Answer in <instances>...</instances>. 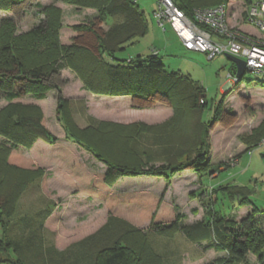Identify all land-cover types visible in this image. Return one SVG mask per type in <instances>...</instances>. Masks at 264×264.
Masks as SVG:
<instances>
[{
	"label": "trees",
	"instance_id": "obj_1",
	"mask_svg": "<svg viewBox=\"0 0 264 264\" xmlns=\"http://www.w3.org/2000/svg\"><path fill=\"white\" fill-rule=\"evenodd\" d=\"M20 1L22 0H0V8H8ZM63 1L100 10L98 15L85 23L73 26L75 35L70 44L63 45L59 42L58 14L47 17L44 23L37 25L17 40H10V31L7 29L2 34L0 42V98L8 101L0 110V136L5 139L3 143L0 142V264H19L17 260L12 261L3 256L12 248L11 242L7 241L4 218L11 215L12 206L30 181L29 178L24 180L18 177L10 178L8 172L11 170L31 173L27 174V177L39 175L48 161L53 160L57 170L75 186L97 191L101 195H106L108 190L116 191L112 186L121 177L139 175L163 177L168 185L171 176L181 170H192L200 176L211 172L208 170V130L218 123L227 126L235 119L234 115L223 110L225 96L221 94L210 118L204 120L203 111L207 104L205 88L187 75L167 70L159 58V52L156 54L151 52L145 56L137 54L129 58V62L126 58L116 56L126 44L134 42L148 32L147 19L136 1ZM172 1L192 18L195 8L214 6L230 0ZM109 16H118L120 20L112 22L104 29L102 24ZM46 38L51 41V47L45 46L51 50L50 53H45L44 58L36 65H27L19 43L22 42L28 49V46L38 47ZM60 48L66 50L68 62L79 75L85 89L100 95L131 96L134 108H150L157 103L172 108L173 115L169 120L159 124L137 123L131 135L136 136L156 127L169 130L175 124L177 128L186 130L183 126L185 122L193 125L188 133L177 141L178 149L175 153L159 166L147 165L139 156L129 157L132 147L128 139L131 140L129 137L131 135H123L121 131L123 127L102 120L96 127L79 129L68 115L66 101L59 97L57 114L65 137L83 146L106 165L104 171L90 174L80 156H77L70 146L61 144L43 125V115L38 106L13 102L32 91V87L36 88V91H32L33 97L37 99L45 97L47 86L43 83L44 79L63 66L49 65L50 60H54L59 54ZM76 53L84 59L80 66L72 64ZM262 138L264 118L249 135L242 136L247 147L253 149ZM18 146L31 149L34 154L37 148L40 150L34 160L24 161L20 154L17 156L11 153ZM183 155V159L177 160ZM40 160H43L44 164L37 166L36 163ZM215 190L230 199H237V195L246 193L247 200L242 202L252 203L249 199V190L243 186L227 183L217 186ZM120 192V196H117L120 204L117 207L118 211L110 213V219L100 229L104 230L102 233L104 236L97 241L94 239L97 235L94 234L82 241L80 243L82 250L71 256L72 264L81 263L84 261L83 257L87 258L89 255L87 258L89 260H85L86 264H162L163 259H166L162 252L155 251L149 245L145 234L131 224L133 221L144 220L150 221L149 229L153 233L171 237L180 231L190 242L206 241L211 247L226 250L228 257L220 264H250L248 259L250 253L256 256L258 264H264L262 220L254 217L264 212L263 210L253 206L252 211L239 221L242 232L235 234L232 228L227 229L224 225L210 227L205 220L181 225L177 208L165 206L162 195ZM242 202L239 199L237 203ZM45 220L50 228L54 230L60 228L55 223L58 219L52 211L47 213ZM114 220L118 222L115 225V232L111 230ZM228 221L231 227L237 225L234 218L229 217ZM92 240L94 244H85ZM76 242L79 241H71L65 248ZM62 244L64 243L58 238L56 246H63ZM5 250L7 253L2 255Z\"/></svg>",
	"mask_w": 264,
	"mask_h": 264
},
{
	"label": "rangeland",
	"instance_id": "obj_2",
	"mask_svg": "<svg viewBox=\"0 0 264 264\" xmlns=\"http://www.w3.org/2000/svg\"><path fill=\"white\" fill-rule=\"evenodd\" d=\"M136 2L145 14L148 32L135 39L134 42L126 44L124 49L116 53V56L127 60L128 57L131 58L137 54L145 56L156 50L167 70L187 75L205 88L207 104L203 111L204 120L210 118L212 109L221 94L225 96L222 104L223 110L227 114L235 116L231 124L227 126L219 123L214 124L208 130L207 141L209 154L211 153L208 159V170L211 172L200 176L192 170H181L171 176L168 185L163 177L139 175L138 179L135 177L136 179L125 180L122 185L124 188L121 190H108L106 195H101L97 191H88L75 186L72 181H69L57 170L56 165L54 166L55 161H48V163H53L49 167H43L44 169L39 175L30 176L31 173L11 170L8 172L11 175L10 178L18 177L23 180L29 178L30 181L12 206L11 215L4 218L7 241L11 242L12 247L9 248L8 253L7 250L2 253V255L7 253L8 256L3 255L6 259L17 260L19 264H72L71 256L80 252V249L82 250V245H80L82 241L84 242L94 234L97 235L94 238L97 241L101 239V236H104L102 235L104 230L100 229L110 219V213L118 211L117 207L120 204L117 196H120V191L152 195L153 191L149 187H154L159 192L157 196H163L165 206L177 208L181 217L179 220L181 225L195 224L205 220L210 227L224 225L227 229L232 228L235 234L242 232L239 221L252 211L253 206L264 211V146L249 148L242 140V136L249 135L264 118V84H261L264 83V79L262 75L246 71L240 81L235 83L232 76L235 74L236 66L224 54L208 58L202 52L187 50L169 24H164L165 31H162L158 26L152 14L155 0H136ZM229 2L231 11L236 10L234 5L239 0H230ZM99 13V9L63 0H22L8 8H0V42L2 34L7 29L10 31V40H17L37 25L44 23L47 17L58 14L59 42L68 45L75 35L73 26L85 23ZM119 20L118 16H109L102 26L107 29L109 24ZM50 42L46 38V41L38 47L28 46V49L20 42L19 45L26 64L36 65L44 58L45 53H50L51 50L45 48V46L51 47ZM83 61L84 59H81L79 54H74L72 64L80 66ZM49 63L52 66L59 64L63 66L57 71L51 72L44 79L43 83L47 86L45 97L41 99L33 97L32 91H36V88L32 87V91L13 102L38 106L43 115L42 123L47 130L56 136L61 144L70 146L75 154L80 156L90 174L101 172L106 168V165L96 159L90 151L69 140L81 151L82 155L75 146L62 140L66 137L58 119V98L66 101L68 115L79 129L96 127L103 120L123 127L121 130L123 135H131L135 130L134 125L142 121L137 120L134 116L125 122L101 118L105 109L113 107L106 106L102 100H91L94 99L92 94L95 93L85 89L79 75L70 66L65 49L60 48L59 54ZM229 79L231 82H228ZM7 104L8 101L0 98V110ZM172 115L157 123L169 120ZM183 124L187 131L177 128V124H175L169 130L156 127L151 131L129 136L131 140L128 139V141L132 147L129 157L139 156L147 165H161L175 153L178 149L177 141L181 140V137L186 135L193 126L186 122ZM4 141L5 139L0 136V142ZM239 142L245 147L243 151L237 153ZM39 150L40 148L35 150L36 154ZM249 150L251 154L248 153ZM11 153L17 154V156L20 154L24 161L34 160L36 156L33 150L23 146H18ZM82 156L84 157L82 158ZM181 157L177 160L183 159L184 155ZM36 164L41 166L44 162L40 160ZM220 167H224V169H219ZM216 171L217 173L220 171V176L218 179H213L214 183H210L207 180L208 176L215 175ZM187 173H192V175ZM27 174L30 175L27 177ZM177 175H179L178 178L172 182ZM146 176L149 178H145ZM154 178L163 180L160 179L157 182ZM121 180L123 178L119 179V181ZM227 183L247 188L252 203L242 202L247 200L246 193L237 195V199H230L222 192L215 190L217 186ZM119 185H121L120 182ZM94 195L97 198H92ZM239 199L242 202L240 204L237 203ZM49 211H52V214L58 219L55 223L60 228L54 230L49 227V224L47 225L45 219ZM213 214L216 216L214 217ZM229 217L234 218L237 225L231 227L228 221ZM254 217L262 220V230L264 231V212H260ZM216 220L218 222H215ZM133 222L135 223L131 224L145 234L149 245L155 251L162 252L166 258L163 259L162 264H220L228 257L226 250L211 247L206 241L190 242L180 231L168 237L153 233L149 229V220ZM117 223L114 220V226L111 227L113 232H115ZM58 238L64 243L63 246H56ZM75 240L79 242L65 248L68 243ZM89 243L94 244L93 240L85 244ZM89 257L90 255L87 256V258ZM87 258L83 257L84 261L76 262V264H86L85 260H89ZM248 259L250 264H258L255 255L248 254Z\"/></svg>",
	"mask_w": 264,
	"mask_h": 264
},
{
	"label": "built area",
	"instance_id": "obj_3",
	"mask_svg": "<svg viewBox=\"0 0 264 264\" xmlns=\"http://www.w3.org/2000/svg\"><path fill=\"white\" fill-rule=\"evenodd\" d=\"M235 9L231 11L230 2L195 8L191 18L172 0H155L152 14L162 30L166 29L164 24L170 25L187 50L202 52L208 58L236 56L245 62L244 72L260 73L264 79V0H239ZM242 24L253 26L256 32L242 28ZM232 79L235 83L240 80L235 74ZM258 146H264V138Z\"/></svg>",
	"mask_w": 264,
	"mask_h": 264
},
{
	"label": "crops",
	"instance_id": "obj_4",
	"mask_svg": "<svg viewBox=\"0 0 264 264\" xmlns=\"http://www.w3.org/2000/svg\"><path fill=\"white\" fill-rule=\"evenodd\" d=\"M236 5H234V7H236ZM241 27L244 28V29H246V30H249L251 32H256V30L254 29V27L251 26V25L242 24ZM196 52H198V51H196ZM90 94H92V93H90ZM92 95L94 96V99H91V100H95V99L102 100V102L106 106L109 105L110 107H113L111 109H107V110L105 109L104 115L101 116V118H104V119H116V120H118L120 122H125V121L129 120L131 116H134L135 118H137V120L142 121L143 123L154 124V123H157V122H161L163 120H166L173 113L171 107H169L167 105H163V104H158V103L155 104V105H153L150 108H143V109L134 108L132 106V98H131V96H110V95H95V94H92ZM62 140L65 143H68V144H70L72 146H75L71 141L67 140L66 138H64V139L62 138ZM237 145L239 146L237 148V151H236L237 153H239V152H241V151L244 150V147L245 146L242 145V143L239 142ZM77 150H78V148H77ZM78 152L80 154H82L81 151L78 150ZM210 154H209V158H210ZM83 157L84 156H82V158ZM52 163H47L45 166L46 167H49ZM54 166H55V164H54ZM219 169H222L223 170L224 167H220ZM102 171H104V169H102ZM220 171L218 173L216 171V174L215 175L212 174V175L208 176V179L207 180L210 183H214L213 182V179H218V177L220 176V174H219ZM188 175L191 176L192 173L191 174H188ZM178 176L179 175L175 176L173 178L172 182L175 179H177ZM121 178H123V180L119 181V179H120L119 178V179H117L115 181V183L112 186L113 189H116V190L119 189V190H121L122 188H124L122 185L124 184L123 182L125 180H127V179L128 180L136 179L137 176H136V178L135 177H121ZM145 178H149V177L146 176ZM154 179H156L157 182H159L160 179L163 180L162 178H154ZM119 182H120L121 185H119ZM139 182H143V181H139ZM142 187H145V186H142ZM149 189L153 191V194L154 195H159L158 194L159 192H157V190L154 187H149ZM92 198H97V197H96V195H94ZM132 223H135V222H132Z\"/></svg>",
	"mask_w": 264,
	"mask_h": 264
},
{
	"label": "water",
	"instance_id": "obj_5",
	"mask_svg": "<svg viewBox=\"0 0 264 264\" xmlns=\"http://www.w3.org/2000/svg\"><path fill=\"white\" fill-rule=\"evenodd\" d=\"M225 56L227 57V59H229L230 61H232L235 66H236V70H235V75L238 78H241L242 75L244 74V65L245 62L244 60H242L241 58H238L236 56L230 55V54H225Z\"/></svg>",
	"mask_w": 264,
	"mask_h": 264
}]
</instances>
